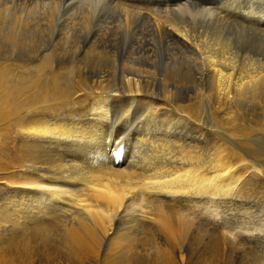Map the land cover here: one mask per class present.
<instances>
[{
	"label": "bare ground",
	"instance_id": "6f19581e",
	"mask_svg": "<svg viewBox=\"0 0 264 264\" xmlns=\"http://www.w3.org/2000/svg\"><path fill=\"white\" fill-rule=\"evenodd\" d=\"M79 1L76 23L71 20L73 24L62 29L57 25L62 0H0V134L7 139L14 136L17 161L14 165L10 160L7 145L0 154V172H9L2 177L7 188L1 196L5 205L0 208V264H185L195 242L204 243L202 262L223 264L227 262V244L232 254L242 251L240 242L264 248V206L252 209L256 207L252 196L246 195L249 177L264 175V170L246 153L247 145H220L219 138L210 159L209 140L194 130L198 118L192 98L174 99L171 90H164L161 97L156 95L148 76L133 73L135 62L129 67L130 77L123 74L124 83L119 86L103 74L84 78L81 72L86 66L69 84L67 76L74 73L66 63L72 59L63 57L69 52L78 54L80 47L84 48L83 57L97 56L91 28L104 7L97 36L100 45L107 46L114 43L116 33H108L111 27L106 25L128 34L135 19L148 20L142 16L143 9L174 5L176 11L170 8L172 11H161L157 19L154 17L155 31L169 32L173 37L166 39L171 45L195 49L198 61L191 60L195 74L208 76V95L215 97L216 111L228 104L219 119L228 125L239 121L237 104L264 103V58L254 59L241 52V41L236 45L233 34H224L229 16L216 15L213 9L225 7L235 13L237 21H250L264 32L262 12L254 7L237 11L233 4L238 0ZM178 12L182 13L180 21L169 16ZM111 15H117V26L107 22ZM54 29L62 31L59 35L64 43L53 40ZM259 43L254 46H264V40L259 39ZM178 59L189 72L185 56ZM237 121L230 132L244 138L251 135L249 127ZM229 208L249 212L236 217ZM224 211L229 216L220 214ZM228 220L235 226L229 231L223 228L226 232L223 225L220 227L228 241L222 245L221 231L217 230L219 234L211 227ZM252 264H264V260L255 259Z\"/></svg>",
	"mask_w": 264,
	"mask_h": 264
},
{
	"label": "rangeland",
	"instance_id": "374dc122",
	"mask_svg": "<svg viewBox=\"0 0 264 264\" xmlns=\"http://www.w3.org/2000/svg\"><path fill=\"white\" fill-rule=\"evenodd\" d=\"M23 1H25V2H28V0H23ZM30 2H32V3H34V2H36V1H38V0H29ZM169 1H171V0H169ZM198 1V0H197ZM196 1V2H197ZM222 1H224V0H222ZM62 4H63V6H62V15H61V20H59V23H58V21H57V25L58 26H61V28L63 29V27L62 26H64V25H70V24H73V22H75L76 23V18L78 17V10H79V7H80V1L79 0H62ZM68 2V3H67ZM173 2V1H172ZM74 3V4H73ZM238 3V4H237ZM237 3H234L233 4V6H235V8L237 9V11L238 10H242V11H244V12H247L249 9L248 8H250V7H254L255 8V10H256V12L258 11V12H260V14H261V12H262V15H261V25H263V26H261V27H263L264 28V0H238L237 1ZM258 3H259V5H258ZM191 4H194V5H196V3H195V1H192L191 2ZM164 5H166L165 6V9L163 8V9H157V8H154V9H156V10H154L153 8H149L150 10H148L147 8L146 9H143V17H146V19H148V20H145V19H140V20H138V21H136V19L133 21V23H132V27H131V30H130V32L128 33L129 34V36H128V34L127 33H124V32H122V30H120V29H116L115 27H112L110 24H108V25H106L108 28H110L109 30H108V33H110V34H113L114 32L113 31H115V33H116V39H115V41H114V43H112V44H114V45H112V44H109V45H107V46H102V45H100V39L98 38V36H97V33H98V30H99V28H100V21L101 20H99V19H101L102 18V16H103V11H105L106 10V7H104V10L102 11V14H100L99 15V18H98V16L94 19V21H93V23H92V28H91V33H93V34H95V36H96V42H95V47L98 49H95L94 50V54L96 53V55L98 56L99 55V57H97V56H93V55H90V56H88V57H83V52H82V49H84L83 47H80L81 49L79 50L80 52L77 54V53H75V54H72L71 52H69V55L68 54H66V56H64L63 55V57L65 58H71L72 59V62H69L68 61V63H66L67 65H69V68H70V71L72 72L73 71V73H74V76H72L73 74H69L70 75V77L68 78V76H67V82L69 83V84H71V82H72V78L74 77V78H76V73L78 72V73H80L81 71H82V69L86 66L87 68H85V70L83 69V71L80 73L82 76H84V78H88L89 76L92 78V77H96V75L97 76H100L101 75V77H102V74L103 75H105V76H107L108 77V80H112L115 84H117L118 86L119 85H121V84H123L124 82H122L124 79H123V77H122V75L123 74H125V76H128V77H130V75H128V74H130V72H131V70H130V66L131 65H133V63L132 62H135V63H137V65H133L132 66V70H133V68H134V70L136 71V72H134V70H133V73L134 74H139V75H145V76H148V81L150 82V84H152L154 87H152V85H150L151 86V88L153 89V92L156 94V95H159L160 97H161V94H163V91L164 90H171V91H173V95L171 96V97H173L174 99H179V100H188V99H191L192 100V103H194V106H195V108H196V117L198 118V123L197 124H194V130L195 131H197L198 132V135H200V136H202L201 134L202 133H204V137H207V139L209 140V150H208V158H210V159H212L213 158V153H215V151H216V149H217V147L219 146V144L220 145H224V143L223 142H226L225 143V145H228L229 143L231 144H229L228 146H232V145H236V146H238V147H240V146H244V145H247L245 148H247L245 151H247L246 153L251 157V156H253L252 158H254L258 163H259V166L262 168V170H264V166H263V164H264V131L262 130L263 128H262V126L261 125H264V103H259V104H261L260 106H259V104H255L254 102L253 103H248V102H246L245 103V101H242L243 103H239V104H237L238 106V111H239V113L241 114L240 116H238L239 118H238V120L242 123V125H244V126H248L249 127V130H250V133H251V135H248V136H246L245 138L244 137H240V136H235V134L234 133H231L232 132V129L233 128H235L236 126V124L238 125V123H236V121L237 120H235V121H231V123L230 124H226V125H223L220 121H219V119L220 118H222V116H223V110H225V109H228V104H226V105H222L221 106V108H223L222 110H220V112H219V109H218V111H216L215 110V108H214V103H215V97L212 95V93H209L210 95H208V92H209V88L211 87V86H209V78H208V76L207 75H204L202 78H200V77H198V75L197 74H195L196 72H197V70L194 68L195 66H194V63H191V60H193V59H195L196 57H198V54H196L197 52L195 51V49H193V48H191V47H183V46H181V45H171V43L166 39V37L167 38H169V37H173L169 32H167L166 30L164 31L165 33H163V34H158L156 31H155V27H154V23H153V21H154V17H155V19H157L158 18V16L160 15L159 14V12H161V11H172V10H170V8H175V6L174 5H172L173 7H169V9H167V7H168V5L167 4H164ZM65 7H66V9H65ZM219 7V6H218ZM218 7H216V9H213L214 10V14H216V15H219V16H221V17H228V18H225V20L227 21V23L226 24H228L227 26H226V28L224 27V29H225V32H224V34L226 35V36H229L230 34H233V36L235 37L234 39L235 40H237L236 42H234L236 45H238V43L237 42H239V41H241L240 43H239V47H240V51L241 52H245L246 51V53L249 55V56H251V57H253L254 59H263L264 58V46H262V45H259L258 47L257 46H254L255 44L256 45H258V44H260L259 43V39L261 40H264V32L260 29H258V27L257 26H255V25H253L250 21H247V22H243V21H241V20H238V21H241V22H238L237 21V16L235 15V13L234 12H229V11H227V9H225V7L223 8V7H221V9H220V7L218 8ZM248 7V8H247ZM70 8V9H69ZM72 9V10H71ZM75 9V10H74ZM225 9V10H224ZM245 9V10H244ZM248 9V10H247ZM263 9V10H262ZM145 10H147V11H145ZM177 9L175 8V10L174 11H176ZM219 10V11H218ZM262 10V11H261ZM66 11V12H65ZM68 11V12H67ZM157 11V12H156ZM226 11L228 12V13H226ZM74 12V14H72ZM148 12V13H147ZM218 12V13H217ZM226 14H225V13ZM146 13V14H145ZM149 13H152V14H149ZM223 13V14H222ZM230 13V14H229ZM72 14V15H71ZM157 14V15H156ZM182 13H180V12H178V13H172V14H169V16H171L172 18H175V19H178V21H180L181 19L180 18H182V15H181ZM221 14V15H220ZM64 15H69V16H64ZM75 15H76V17H75ZM146 15V16H145ZM150 15V16H149ZM225 15V16H224ZM228 15V16H227ZM71 16V17H70ZM116 16V17H115ZM180 16V17H179ZM233 18H231V17ZM65 17V18H64ZM68 17V18H67ZM74 17H75V19H74ZM152 17V18H151ZM179 17V18H178ZM62 18H63V21H62ZM236 18V19H235ZM224 19V18H223ZM232 19V20H231ZM67 20H69L68 22H67ZM71 20H73V22L71 21ZM111 20V22L114 24V25H116L117 26V15H111L110 16V18L109 19H107V22H109ZM142 20V21H141ZM228 20H230L229 22H228ZM62 21V22H61ZM64 21H66L65 22V24L63 23ZM70 21H71V23H70ZM134 22H137V23H134ZM232 22V23H231ZM237 22V23H236ZM68 23V24H67ZM116 23V24H115ZM140 23V24H139ZM243 23V24H242ZM251 23V24H250ZM61 24V25H60ZM133 24H134V26H133ZM137 24V25H136ZM139 24V25H138ZM234 25V26H233ZM242 25V26H241ZM247 27H246V26ZM253 25V26H252ZM136 26H138V29H137V27ZM142 28H141V27ZM240 26V27H239ZM95 27V28H94ZM134 27H136V29L134 28ZM140 27V28H139ZM249 27V28H248ZM251 27V28H250ZM134 29L136 30L135 32H134ZM140 29H141V31H140ZM145 29V30H144ZM242 29V30H241ZM252 29V30H251ZM95 30V31H94ZM139 30V31H138ZM137 31H138V33H137ZM143 31V32H142ZM244 31V32H243ZM254 31V32H253ZM134 32V33H133ZM141 32V33H140ZM166 32H167V34H166ZM251 32V33H250ZM256 32V33H255ZM258 32V33H257ZM262 32V33H261ZM53 33V40L55 41V42H59V41H61L60 43H62V36H60V35H62V31H60V33H59V29H54V31L52 32ZM71 33L72 34H77V32H75L74 30H72L71 31ZM122 33V34H121ZM255 33V34H254ZM60 34V35H59ZM133 34H135V35H133ZM159 36H158V35ZM56 35H57V37H56ZM125 35H126V38H125ZM160 35H162L163 37H160ZM169 35V36H168ZM238 35V36H237ZM136 36V37H135ZM137 36L139 37V38H137ZM144 36H145V38H144ZM55 37H56V40H55ZM74 38L75 36H71V37H69V38ZM136 39H135V38ZM165 37V38H164ZM246 37V38H245ZM72 38V39H73ZM147 38V39H146ZM238 38V39H237ZM250 38V39H249ZM77 38L75 37V39H73V40H76ZM132 39H134V41L132 40ZM142 39L144 40V41H142ZM146 39V40H145ZM165 39V40H164ZM169 39H171V38H169ZM248 39L250 40V41H248ZM140 40V41H139ZM159 40V41H158ZM161 40V41H160ZM164 40V41H163ZM128 41H129V43L130 44H128ZM131 41H133L132 43H131ZM147 41V42H146ZM163 41V42H162ZM258 41V42H257ZM65 41L63 40V43H64ZM169 44H168V43ZM232 43H233V41H231ZM249 42H250V44H249ZM96 43H99V44H96ZM141 43V45L139 46V44ZM160 43H163V44H160ZM132 44H133V46H132ZM148 44V45H147ZM164 44H166V45H164ZM253 44V45H252ZM100 45V46H99ZM121 45V46H120ZM138 46V48H137V46ZM150 45V46H149ZM170 45V46H169ZM98 46V47H97ZM102 46V47H101ZM135 46V48H133ZM147 46H149V47H147ZM163 46V47H162ZM245 46V47H244ZM261 46V47H260ZM108 47V48H107ZM140 47V48H139ZM141 47H143V48H141ZM162 47V48H161ZM167 47H169V48H167ZM172 47V48H171ZM178 47V48H177ZM181 47H183V48H181ZM253 47V48H252ZM258 48V50L256 51V49ZM47 48V47H46ZM102 49V50H100V49ZM131 48V49H130ZM137 48V49H136ZM152 48V49H151ZM154 48V49H153ZM190 48V52L188 51V49ZM243 48V49H242ZM110 49V50H109ZM139 49V50H138ZM165 49V50H164ZM242 49V50H241ZM106 52H105V51ZM127 50V51H126ZM136 51V52H139L140 51V53L138 54V53H136V52H133V51ZM142 50H144V51H142ZM145 50H147V52L145 51ZM154 50H157V53H156V51H154ZM172 50V51H171ZM248 50V51H247ZM98 53H97V52ZM110 51V52H109ZM150 51H151V53H150ZM188 51V52H187ZM193 51H194V54H193ZM260 51H262V52H260ZM82 52V53H81ZM100 52H103V53H106V54H99ZM142 52V53H141ZM144 52V53H143ZM161 52V53H160ZM181 52V53H180ZM187 52V53H186ZM260 52V53H259ZM81 53V54H80ZM153 53V54H152ZM169 53H171V54H169ZM76 54L78 55V56H76ZM147 54V55H146ZM155 54V55H154ZM186 54H188V56L186 55ZM81 55V56H80ZM152 55V56H151ZM153 55H154V57H153ZM173 55H175V56H173ZM190 55V56H189ZM261 55V56H260ZM262 55H263V57H262ZM103 56V57H102ZM129 56V57H128ZM138 56V57H137ZM167 56H169V57H167ZM178 56V57H177ZM179 56H182V57H184L185 56V59L187 60V62H188V65L190 66V68H191V70H189V72L186 70V65L183 63V62H179ZM193 56V57H192ZM2 57L3 56H1L0 55V61L2 60ZM79 57H80V59L82 60H79L78 61V59H79ZM172 57V58H171ZM173 57L175 58L174 60H173ZM187 57H188V59H187ZM153 58H155L154 60H153ZM165 58V59H164ZM135 59V60H134ZM150 59H152V60H150ZM190 59V60H189ZM83 60H88V61H86V62H84ZM129 60V61H128ZM196 60V59H195ZM12 60H10V62H11ZM81 61V62H80ZM125 61H127V62H125ZM148 61V62H147ZM196 61H198V60H196ZM195 61V62H196ZM82 62H84V63H87V64H82ZM89 62V63H88ZM100 62V63H99ZM128 62H129V64H128ZM143 62V63H142ZM155 62V63H154ZM168 62V63H167ZM138 63L139 64H141V66L140 65H138ZM146 63H148V64H146ZM189 63H191V65L189 64ZM262 63H264V59L262 60ZM80 64V65H79ZM106 64V65H105ZM125 64V65H124ZM150 64V65H149ZM154 64V65H153ZM84 65V66H83ZM127 65V66H126ZM152 65V66H151ZM163 65V66H162ZM55 66V65H54ZM82 66V67H81ZM108 66V67H107ZM136 66V67H135ZM160 66V67H159ZM168 66V67H167ZM193 66V67H192ZM141 67V68H140ZM181 67V68H180ZM128 68V69H127ZM155 68H157V69H155ZM159 68V69H158ZM169 68H171L172 69V71H171V69H169ZM180 68V69H179ZM194 68V69H193ZM80 69H81V71H80ZM166 69V70H165ZM182 69H183V71L185 72H183L182 71ZM78 70V71H77ZM88 70V71H87ZM139 70V71H138ZM141 70V71H140ZM143 70V71H142ZM152 70V71H151ZM153 70H155V71H153ZM161 70V71H160ZM175 70V72H173ZM107 71V72H106ZM160 71V72H159ZM166 71V72H165ZM169 71H171V73H169ZM192 71H193V74H192ZM143 72V73H142ZM188 72V73H187ZM77 73V74H78ZM106 73V74H105ZM148 73H150L149 75H148ZM168 74V75H165V74ZM175 73V74H174ZM155 74V75H154ZM159 74V75H158ZM177 74V75H176ZM194 74H195V77L196 78H198V79H196L195 77H194ZM87 75V76H86ZM158 75V76H157ZM174 75H176V76H174ZM191 75H193V76H191ZM121 76V77H120ZM163 76V77H162ZM181 76V77H180ZM178 77L180 78V79H178ZM191 79H190V78ZM178 80H177V79ZM156 79V80H155ZM69 80H71V82L69 81ZM172 80H173V82H172ZM183 80H185V82H183ZM187 80V81H186ZM199 80H200V82H199ZM202 80V81H201ZM205 80H207L206 82H205ZM152 81L154 82V83H152ZM168 81H169V83H168ZM174 81H175V83H174ZM179 81V82H178ZM189 81V82H188ZM162 82V83H161ZM187 82V83H186ZM196 82V83H195ZM166 83H167V85H166ZM207 83V84H206ZM155 84V85H154ZM172 84V85H171ZM175 85V86H174ZM182 85H184V86H182ZM185 85H187V86H185ZM149 86V87H150ZM163 86V87H162ZM202 87V88H201ZM155 89V90H154ZM202 89V90H201ZM204 90V91H203ZM159 91V92H158ZM200 91V92H199ZM181 94V95H180ZM207 96H206V95ZM262 95H264V94H262ZM191 96V97H190ZM185 99H184V98ZM210 97V98H209ZM263 99H264V96L262 97ZM89 97H88V99H87V102H89ZM262 102H264V101H262ZM227 103V102H226ZM203 106V107H202ZM204 108V109H203ZM214 108V109H213ZM260 108H261V110H260ZM262 108H263V110H262ZM199 111V112H198ZM228 111V110H227ZM214 112L215 113H217V114H215V116L217 115V117H215L214 116ZM251 112V113H250ZM118 114V116H121V111H118L117 112ZM198 113H199V115H198ZM263 113V114H262ZM120 114V115H119ZM222 114V115H221ZM248 114V115H247ZM198 115V116H197ZM118 118H120V117H118ZM218 118V119H217ZM200 119V120H199ZM255 119V120H254ZM227 120V119H226ZM230 120V119H229ZM217 121V122H216ZM239 121H237V122H239ZM244 121V122H243ZM186 122V120H184V123ZM219 122V123H218ZM250 122V123H249ZM253 122V123H252ZM254 122L257 124V125H254ZM257 122H259V123H257ZM202 123V124H201ZM232 123H234V126L232 125ZM246 123H247V125H246ZM260 123H262V124H260ZM220 125V126H219ZM232 125V126H231ZM252 127H250V126ZM253 125H254V127H253ZM260 125V127H257V126H259ZM223 126V127H222ZM231 128H230V127ZM256 126V127H255ZM207 127V128H206ZM229 127V128H228ZM202 128V129H201ZM205 128H206V130H205ZM228 128V129H227ZM261 128V129H260ZM231 130V132H230V130ZM252 129H254L253 130V132L254 133H252ZM258 129H259V131H258ZM224 130V131H223ZM226 130H228V131H226ZM205 131V132H204ZM223 132V133H222ZM228 133V134H227ZM230 133V134H229ZM233 134V135H232ZM107 135V134H106ZM223 137H222V136ZM221 136V137H220ZM14 136H9V139H7L6 137H3L2 136V134H0V154H1V156H2V152L6 149V147H7V145H9L8 147H9V156H10V160L12 161V163H14V165H16L17 164V161H16V155H15V151H14V144H15V140H14V138H13ZM225 137V138H224ZM251 137V138H250ZM219 138L221 139L219 142H218V140H219ZM241 138V139H240ZM222 139H223V141H222ZM230 139V140H229ZM243 139V140H242ZM245 139V140H244ZM248 139H250V140H248ZM246 140L247 141H249V143L252 141V143H250V147L248 146L249 145V143L247 144V142H246ZM222 141V142H221ZM231 141L232 142H234V144H232L231 143ZM243 141V142H242ZM214 142H216V144L214 143ZM227 142H228V144H227ZM246 142V143H245ZM217 143H219V144H217ZM242 144V145H241ZM214 145V146H213ZM211 146V147H210ZM4 147V148H3ZM214 148H216L215 150H214ZM250 150H249V149ZM213 149V150H212ZM262 150V151H261ZM248 151H251L250 153L248 152ZM211 152H213V153H211ZM254 153H255V155H254ZM212 154V155H211ZM8 156V157H9ZM257 157V158H256ZM262 158V159H261ZM15 162H16V164H15ZM263 162V163H262ZM14 167H16V166H14ZM13 167V168H14ZM17 169V168H16ZM246 171H248V173L250 172V169H245ZM9 172H6L5 174H3V172H0V208H2L4 205H5V202L4 201H2L1 200V196L3 195V193L5 192H3V190L4 189H6L7 188V185L4 183V181L2 180V177H6V175L8 174ZM251 173V172H250ZM249 173V174H250ZM12 174V173H11ZM20 174V172L18 171L17 172V176ZM5 175V176H4ZM263 175V174H262ZM262 175L260 176V175H252L251 177H249V180L247 181V189H249V192H246L247 194L246 195H248L249 197L250 196H252V201H253V204L256 206V207H254V208H252V209H256V210H258L262 205L264 206V193H263V191H264V175H263V177H262ZM255 176L256 177H258L257 179L255 178ZM262 177V178H261ZM250 179H251V182H250ZM263 180V181H261L260 182V180ZM258 180V181H257ZM256 181V182H255ZM250 182V183H249ZM260 183L262 184V185H260ZM250 184V185H249ZM251 184H252V186H251ZM260 185L261 187L263 186V188H261L260 186H258V185ZM6 185V186H5ZM248 186H249V188H248ZM250 186L252 187V189L250 188ZM262 190H261V189ZM260 190H261V192H260ZM252 191V192H251ZM253 191H254V193H253ZM259 191V192H258ZM260 193V194H259ZM254 194V195H253ZM4 203V204H3ZM229 209H231L230 210V212L232 211V213H233V215L234 216H236V217H245L244 216V213H245V215H248L247 214V212H249V210H244V212L243 211H241V212H243L242 214H239V213H241V212H237V211H234V209L233 208H229ZM225 210V209H224ZM246 211V212H245ZM235 212V213H234ZM227 214V216H229L228 215V212L226 213L225 211L222 213V212H220V214L221 215H223V214ZM236 213H238L239 215H237ZM231 215V214H230ZM238 219H240V218H238ZM224 223L225 224H223V222L221 223V224H219V225H215V226H213V227H211V230L213 229V231H215V232H217V230L218 231H221L220 233H222L221 235H222V237L224 238H222L221 237V235H219V239H220V241H222L223 242V240H224V242L222 243V245L224 244V245H226L227 243H228V241L226 240V238L223 236V230L225 229V230H228L229 231V228L230 229H232L233 228V226H235L233 223H231V221L230 220H228V221H224ZM229 224V225H228ZM223 225V227H221ZM227 225V227H225ZM218 229H217V228ZM220 227H221V229H223V230H221L220 229ZM226 228H228V229H226ZM224 230V231H225ZM226 232V231H225ZM217 233H219V232H217ZM219 233V234H220ZM190 238H192V236L190 237ZM204 238H206V237H204ZM239 240V239H238ZM227 241V242H226ZM192 242H193V240H192ZM199 244V245H198ZM197 245H198V247H197ZM239 245L243 248L242 249V251H239V252H237V250L234 252L233 251V253L234 254H232L231 252H232V250L229 248V246H228V244H227V248H226V246L224 247V248H226V249H224V256H225V259H227V262L225 261V262H223V264L225 263V264H238V261H240L239 262V264H247V262L246 261H249L248 262V264H252V260H255V259H260V258H262L263 260H264V248H262L261 246H260V248H256L255 246L253 247V245H251V244H248V243H245V242H240L239 243ZM203 246H204V243H197V242H195L194 243V245H192L191 246V248H190V250L188 251V255H190V256H188V258H187V262L185 263V264H205L204 262H202L205 258L203 257V256H205L204 254H205V251H204V249H203ZM193 247V248H192ZM194 247H195V249H194ZM245 247V248H244ZM251 247V248H250ZM198 248V249H197ZM248 248H249V250H248ZM195 251H197V252H195ZM263 249V250H262ZM227 250H229V252H227ZM234 250V249H233ZM246 250H247V252H246ZM259 250V251H258ZM250 251V252H249ZM262 251V252H261ZM191 252H193V253H191ZM241 252H246V253H251L250 255H252L251 257H250V255L249 254H246L245 253V255L243 256L242 254H241ZM231 253V254H230ZM253 253V254H252ZM256 253V254H255ZM197 256H196V255ZM225 254H227V255H225ZM229 254H230V256H229ZM237 254V255H236ZM194 255V256H193ZM232 255V256H231ZM247 255V256H246ZM192 256V257H191ZM196 256V257H195ZM231 257V258H227V257ZM233 256H234V259H233ZM254 256H256V258L254 257ZM257 256H259V257H257ZM262 256V257H261ZM239 259H238V258ZM195 258V259H194ZM250 258V259H249ZM253 258V259H252ZM192 261H191V260ZM200 259V260H199ZM228 259H230V260H228ZM242 259V260H241ZM252 259V260H251ZM194 260H196L195 261V263H194ZM202 260V261H201ZM233 260V261H232ZM236 260V261H235ZM198 261V263H196ZM229 261V262H228ZM230 261H232V262H230ZM251 261V262H250ZM245 262V263H244Z\"/></svg>",
	"mask_w": 264,
	"mask_h": 264
}]
</instances>
